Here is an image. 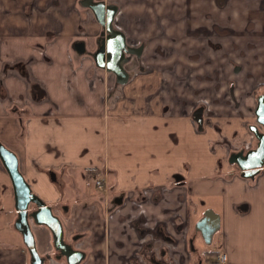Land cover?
<instances>
[{"label":"crops","instance_id":"0c3cea01","mask_svg":"<svg viewBox=\"0 0 264 264\" xmlns=\"http://www.w3.org/2000/svg\"><path fill=\"white\" fill-rule=\"evenodd\" d=\"M105 1L119 6L128 42L144 47L125 65L124 84L97 66L102 26L80 0H0V142L17 152L43 201L68 205L54 212L85 253L81 264H155L152 251L166 241L182 264L221 250L229 264H264V170L248 180L229 164L219 169L224 142L252 140L247 126L264 92L254 91L264 82V0ZM200 98L211 102L217 130L192 127ZM94 175L107 193L91 188ZM207 209L221 220L208 257L196 244H205L196 223ZM17 218L0 159V264H31Z\"/></svg>","mask_w":264,"mask_h":264},{"label":"water","instance_id":"95a60500","mask_svg":"<svg viewBox=\"0 0 264 264\" xmlns=\"http://www.w3.org/2000/svg\"><path fill=\"white\" fill-rule=\"evenodd\" d=\"M83 5L93 9L97 19L103 25L107 23L109 35L107 36L106 44L104 43L95 54L97 66L115 73L120 83H126L129 79V74L125 70V64L128 60L126 54L140 56L142 47L134 48L127 46L125 35L113 28V18L118 9L116 5L106 6L104 1L95 2L94 0H83ZM198 114L200 115L199 122L201 123L202 111H199ZM257 114L259 121L264 123V118L260 116V107L259 110H257ZM253 129L257 132L260 143L256 150L247 155L253 162L248 165L241 164L242 169L245 170L244 175L247 177H254L257 175L260 171L259 167L264 165V134H259L255 127H253ZM0 158L12 180L16 209L18 210V218L15 227L21 232L24 242L31 254V264L45 263V258L41 257L38 252L32 221L38 225H45L52 231L56 248L61 250L62 254L67 257L69 264H79L85 254L82 251L74 250L71 245L65 242L64 228L61 219L54 213L51 205H48L33 192L31 185L20 170L17 155L1 142ZM177 180H181V178L177 177ZM31 204H35L37 209L30 212ZM196 228L201 232L205 244L211 245L215 234L221 229L219 214L212 209H207L204 212V216L196 223Z\"/></svg>","mask_w":264,"mask_h":264},{"label":"flooded vegetation","instance_id":"af4514ba","mask_svg":"<svg viewBox=\"0 0 264 264\" xmlns=\"http://www.w3.org/2000/svg\"><path fill=\"white\" fill-rule=\"evenodd\" d=\"M94 1L95 2L96 1H104L106 3L105 0H94ZM80 3L82 4L83 7H85L83 5V0H80ZM109 5H115V4H109ZM109 5L106 3V6H109ZM117 7H118V9H117V12L114 15L113 23H112L113 24V28L115 30H118V31L122 32L125 35L127 46L134 47V48L142 47V51H143L144 47L142 45L138 46V44H130L128 42V40H127L126 34L122 30H120L119 25H118L119 6H117ZM86 10H87L88 13H90L92 15V17L94 19H97V16H96V14H95L93 9H91L89 7H85V11ZM81 14H82V11H81ZM97 21L102 26V32H101V35H100L101 36L100 40H99V42H98V44H97V46H96V48H95V50L93 52L94 58H95V54L101 48V46L104 45V43L106 44V41H107L106 39H107V36L109 35V32L107 31V23L105 25H103L98 19H97ZM205 39L206 40H210L211 39L210 35H205ZM82 45H83V49H85V43L84 42L82 43ZM141 55H142V52H141ZM141 55L137 56L135 54H126V57L128 58L126 64L132 59L131 58L132 56L141 57ZM73 56L76 57V55H73ZM81 56H83V55H80L79 57H81ZM95 61H96V59H95ZM225 69H226V62L225 61L219 62L218 67L215 70V74L213 76L214 81L216 83L220 82V77L225 72ZM259 87H264V82L263 83L261 82L260 84H258L256 86V88H254L255 89L254 91H256ZM261 102H262V104H261ZM259 107H260V112H261L260 116L264 118V92L260 93L258 95V97H257V106H256V109H255V122L251 123V124H249L247 126L248 131L252 135L251 142H248L246 144H243V145H240V146H237V147H234V148H233V144H229L228 142H224V144L226 146H228L227 150H226V158L224 160H220V166H219V169H223V166L225 164H227V165L229 164V166H231V171L233 173H235L237 171L238 173H241L242 176L245 177L248 180L255 179L264 170V165H263L262 167H259L260 171H259V173L257 175H255L254 177H250V176L247 177V176L244 175L245 170L242 169V165H248V164H251L253 162V160L250 157H247V155L249 153H251L252 151L256 150L258 148V146H259V143H260V138L257 135V132L253 129V127L257 128V131H258L259 134H264V123L259 121V117H258V114H257V110H259ZM261 107H263V108H261ZM194 108H197V111H196L195 116L190 119V122H191V125H192V127L194 128V130H195V132L197 134H202V133L206 132L207 130H217L218 126H217V122L215 121L216 112L211 108V102L209 100L203 99V98L198 99L197 101L194 102ZM199 111H202V121H201V123L199 122V117H200V115L198 114ZM21 123H22V128H21V136H20V138H25V136H26L25 121H23ZM222 143L223 142L219 143V145H224ZM2 144H4V143H2ZM6 147L9 148L8 146H6ZM9 149L11 151H13L17 155V157L19 159V156H18L17 152L15 150L11 149V148H9ZM213 149L216 150L214 148V144H213ZM244 157H246V158H244ZM19 165H20V160H19ZM4 167H5V165H4ZM5 169H6V167H5ZM20 170H21V167H20ZM91 170H95V169L92 168ZM231 171H230V173H231ZM52 174L55 175V173H52ZM52 174H51V176H52ZM177 177H180L181 180H177ZM175 178L178 181V183L182 182V179H183L182 175H176ZM98 182H101L103 184V188H100L98 186ZM106 186L107 185H106L105 181H102L100 178L97 177V179H96V187L99 188L100 190H102L103 192L107 193L109 188L107 190ZM135 205H136V207H139L142 210V212H144V205H143L142 201H136ZM104 206H105L106 214L107 215H111L110 218H112L113 217L114 208L111 207V203H110V200L108 198H106ZM52 207H53V210L55 211L56 208L54 206H52ZM35 209H37V206L35 204H31L30 205V212L35 210ZM67 209H68V206L63 204L62 205V212L66 211ZM56 215L59 216L58 214H56ZM203 216H204V213L201 215V217L199 219H201ZM59 218H60V216H59ZM32 223H33L32 224L33 232L35 234L38 252H39L41 257L45 258V263L44 264H69L68 260H67V257L62 254L61 250L56 248L55 243H54V237H53L52 231L45 225H38V224H35L33 221H32ZM62 224H63V221H62ZM37 228H40V229L44 230L46 235L44 237H42V238H38V231L36 230ZM63 228H64V224H63ZM64 240H65V242L67 244L71 245L74 248V246L72 244H70L69 242H67V240L65 238V229H64ZM169 243L171 245H168ZM191 246H192L193 250L197 249L195 247L194 237H192ZM164 248H165V250L162 253L158 249L152 251L154 253L153 258H154L155 264H158V262H162V261H166L168 264H182V262L178 258H175L176 257V250H175V247H173V243L171 241H166L165 245H164ZM47 250H50V253H46ZM54 250H55L56 253H53ZM74 250L81 251V250H78V249H75V248H74ZM29 254H30V252H29ZM84 257H85V255H84ZM84 257H83V259H84ZM30 260H31V254H30ZM82 260H81V262L79 264L82 263ZM201 263H202V261H201Z\"/></svg>","mask_w":264,"mask_h":264},{"label":"rangeland","instance_id":"374dc122","mask_svg":"<svg viewBox=\"0 0 264 264\" xmlns=\"http://www.w3.org/2000/svg\"><path fill=\"white\" fill-rule=\"evenodd\" d=\"M97 177H99V175H94L93 177L89 176V183H90L92 189H94L96 187ZM101 180L104 181V179H102V178H101ZM105 197H106V195L104 196V198ZM105 201H106V199H105ZM62 204H64V203L58 204L56 206V208L60 214L63 213L62 212ZM66 206H68V205H66ZM61 216L63 217V215H61ZM196 244L199 246V250L203 255H205L206 257H208V255H210V252L207 251L210 248L209 245L204 244L200 238L197 239ZM213 246H216V244L214 243ZM53 253H56L55 250L53 251Z\"/></svg>","mask_w":264,"mask_h":264},{"label":"built area","instance_id":"2783aa9c","mask_svg":"<svg viewBox=\"0 0 264 264\" xmlns=\"http://www.w3.org/2000/svg\"><path fill=\"white\" fill-rule=\"evenodd\" d=\"M98 186L103 188V184L98 182ZM168 245H171L170 243ZM201 264H229L227 253L223 250L219 251L213 260L203 261Z\"/></svg>","mask_w":264,"mask_h":264},{"label":"trees","instance_id":"16d2710c","mask_svg":"<svg viewBox=\"0 0 264 264\" xmlns=\"http://www.w3.org/2000/svg\"><path fill=\"white\" fill-rule=\"evenodd\" d=\"M47 172L50 173V174L54 173V172H52V171H50V170H48ZM202 262H203V261H202Z\"/></svg>","mask_w":264,"mask_h":264}]
</instances>
